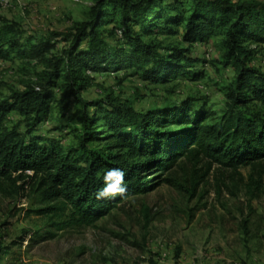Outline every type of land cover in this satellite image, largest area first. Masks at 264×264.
I'll return each instance as SVG.
<instances>
[{"label":"trees","instance_id":"1","mask_svg":"<svg viewBox=\"0 0 264 264\" xmlns=\"http://www.w3.org/2000/svg\"><path fill=\"white\" fill-rule=\"evenodd\" d=\"M89 21L66 33H52L36 42L24 39L19 25L0 18V57L9 50L43 60L47 70L40 83L11 92L0 100V193L15 198L28 194L31 211L48 229L59 232L94 226L128 198L158 186L183 159L208 161L238 170L264 162V70L251 63L247 44L264 45V4L232 0H94ZM189 3V5H188ZM115 24L106 37L103 28ZM184 31L182 41L192 46L214 36L222 38L224 67L235 78L225 87L228 104L222 116L200 108L199 101L167 104L138 112L132 101L112 94L88 100L87 72L98 74L133 70L152 84L177 78L196 79L200 63L190 49L167 47L153 37ZM63 44L58 49L59 44ZM1 88V87H0ZM78 126L75 145L39 133L55 111ZM12 114L20 120L10 129ZM99 142L103 148L95 147ZM125 172L123 195L97 199L104 173ZM264 177L251 178L256 190ZM160 184V183H159ZM27 196V195H26ZM40 234L37 236L39 237Z\"/></svg>","mask_w":264,"mask_h":264},{"label":"rangeland","instance_id":"2","mask_svg":"<svg viewBox=\"0 0 264 264\" xmlns=\"http://www.w3.org/2000/svg\"><path fill=\"white\" fill-rule=\"evenodd\" d=\"M232 1L264 4V0ZM94 5V0H0V18L19 25L24 39L33 37L38 42L89 21ZM114 25L103 28L110 40ZM176 31L173 36L153 38L167 47L190 49V56L200 60L193 68L200 72L198 78L152 84L133 70L90 71L86 75L91 87L85 98L99 100L112 94L132 101L138 112L196 100L200 108L216 113L207 121L215 123L223 114L217 106L224 110L228 104L225 87L235 78L233 69L222 63V38L214 36L189 46L182 41L183 29ZM247 47L253 53L252 65L264 70V45L248 43ZM3 49L7 54L0 57V100L40 83L42 73L49 71L43 60L20 56L8 46ZM54 103L55 111L39 133L75 145L78 126L68 116L63 119ZM19 120L12 114L8 127L14 128ZM254 176L264 177V162L254 170H232L211 166L206 160L196 164L183 159L164 175L168 182L150 176L158 182L153 190L128 198L94 226L59 232L54 239L49 236L54 231L31 213L36 205L28 194L11 198L0 193V264H264V181L256 190L251 182Z\"/></svg>","mask_w":264,"mask_h":264},{"label":"clouds","instance_id":"3","mask_svg":"<svg viewBox=\"0 0 264 264\" xmlns=\"http://www.w3.org/2000/svg\"><path fill=\"white\" fill-rule=\"evenodd\" d=\"M125 172L119 168L109 169L104 173V186L96 192L97 199L123 195L126 191Z\"/></svg>","mask_w":264,"mask_h":264}]
</instances>
